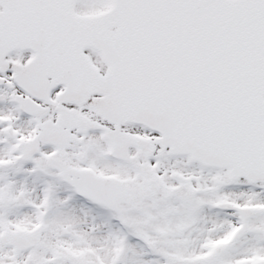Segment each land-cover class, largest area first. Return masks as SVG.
I'll list each match as a JSON object with an SVG mask.
<instances>
[{
	"label": "snow or ice",
	"instance_id": "snow-or-ice-1",
	"mask_svg": "<svg viewBox=\"0 0 264 264\" xmlns=\"http://www.w3.org/2000/svg\"><path fill=\"white\" fill-rule=\"evenodd\" d=\"M0 264H264V0H0Z\"/></svg>",
	"mask_w": 264,
	"mask_h": 264
}]
</instances>
